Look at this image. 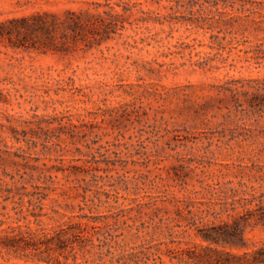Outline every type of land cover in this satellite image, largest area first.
<instances>
[{
	"label": "rangeland",
	"instance_id": "374dc122",
	"mask_svg": "<svg viewBox=\"0 0 264 264\" xmlns=\"http://www.w3.org/2000/svg\"><path fill=\"white\" fill-rule=\"evenodd\" d=\"M214 1L0 0V187L29 194L0 238L71 224L80 264H177L227 197L264 200V0Z\"/></svg>",
	"mask_w": 264,
	"mask_h": 264
},
{
	"label": "trees",
	"instance_id": "16d2710c",
	"mask_svg": "<svg viewBox=\"0 0 264 264\" xmlns=\"http://www.w3.org/2000/svg\"><path fill=\"white\" fill-rule=\"evenodd\" d=\"M221 1L225 6L233 7V1ZM218 2L215 0L213 5H217ZM2 35L3 32L0 30V37ZM258 53L255 58L262 57L264 59V48L260 47ZM257 85L260 92L256 95L260 105L258 110L264 112V79L257 81ZM15 188L9 186L8 183L0 187L2 202L11 201L21 205L20 201L15 200L16 196L21 199L23 195L29 194L15 192ZM21 188L25 189L26 186L22 185ZM262 196V194L252 193L250 197H236V195L227 197L224 202L220 203L222 206L219 210L214 209L210 213L214 219L201 220L202 225L197 226L196 236L205 243H195L192 247L186 248H168L170 259H176L177 264H264V240L256 241L248 236V233L253 232L257 226L264 229V200ZM45 197H47V193H43L41 196V198ZM29 203L32 204L31 199H29ZM238 205L244 208V213L236 212ZM248 205H252V207L249 208ZM19 206H14L13 209H17ZM2 208L6 209V205L3 204ZM17 211L23 213L22 206ZM224 214L226 218L221 219L220 217ZM22 218L26 219L25 216ZM22 218H17V222ZM217 219L220 220L217 221ZM24 226L25 230L22 229ZM73 227L71 224H58L52 228L39 227L34 230L29 224L10 226L12 234H5L0 238V253L6 250L16 255L28 256L31 254L38 261H45L47 264H61L59 257L53 255L54 251H58L65 260L71 257L75 264H80L77 262L76 245L82 249L81 245L83 244L81 243L88 240V237L83 234V230H79V228L72 230ZM42 245H45L44 249ZM140 252L145 256L133 254V264H147L151 259L147 252ZM43 253L46 255L43 256ZM122 258L127 264L129 259L126 256ZM153 259L162 262L161 256H154Z\"/></svg>",
	"mask_w": 264,
	"mask_h": 264
}]
</instances>
